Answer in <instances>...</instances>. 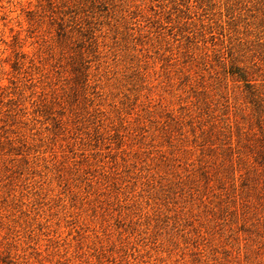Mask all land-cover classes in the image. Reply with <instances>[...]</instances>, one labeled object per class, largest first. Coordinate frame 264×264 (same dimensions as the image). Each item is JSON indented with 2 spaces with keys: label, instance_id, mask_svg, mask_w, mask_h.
Instances as JSON below:
<instances>
[{
  "label": "rangeland",
  "instance_id": "obj_1",
  "mask_svg": "<svg viewBox=\"0 0 264 264\" xmlns=\"http://www.w3.org/2000/svg\"><path fill=\"white\" fill-rule=\"evenodd\" d=\"M0 264H264V0H0Z\"/></svg>",
  "mask_w": 264,
  "mask_h": 264
}]
</instances>
